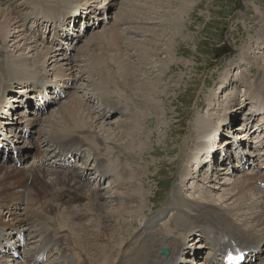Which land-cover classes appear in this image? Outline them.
Instances as JSON below:
<instances>
[{
    "label": "rangeland",
    "instance_id": "374dc122",
    "mask_svg": "<svg viewBox=\"0 0 264 264\" xmlns=\"http://www.w3.org/2000/svg\"><path fill=\"white\" fill-rule=\"evenodd\" d=\"M23 1L25 2L26 0H9V2L3 3L5 8H15L16 5H20ZM39 1L41 4L38 3ZM57 1L34 0L32 2L34 5L32 3L21 5L18 8V18L19 20L21 19V24L23 23L22 18L24 16H29V20L33 19L37 12L32 8L42 7V5L48 8L51 5L53 6ZM14 2H16L15 5ZM82 2L84 1L82 0ZM96 2H101L100 5L104 4L108 8L107 16H114V18H110L109 25L118 26V29L122 33L110 40L106 39L102 43V40L100 41L98 37L94 36H96L95 32L102 31L108 25L103 21L101 22L102 25L100 24L97 29L89 31L87 37L81 39L79 44L81 51L78 55L75 49L71 48L69 49H71L72 53L57 48L51 54L52 58L48 60L52 63L50 69L55 68L51 70L48 68L51 76H54L52 74L54 70H57L56 68H62L64 71L65 68L70 67L64 62L65 60L69 58L77 59L76 64L78 66L73 68L74 78L78 82V84H75L77 89H68L67 91L73 92L72 95L65 94L66 98L56 99L57 103L45 109L44 115L40 116V118L37 117V122L41 121L35 126L37 128L35 131L45 130L44 132L47 135L44 136H48L49 131L51 133L52 131H57L56 127L53 129L51 127V121L54 123L55 120L53 119L59 116L57 108L69 101L74 92L77 91L78 94H82L80 98L84 96L83 99L85 102L87 101L88 106L95 109V113L93 114L95 123H92V125L96 129L89 128L91 122L88 123L89 125L83 124L79 126L93 131L92 134H95L97 140L88 138L90 135L89 131L82 133L80 131L81 128H77L76 132L77 135L80 133L79 135L88 141L89 145L87 148L88 150L91 149L86 154V160H90L91 165L86 161L84 162V167H89V169L91 167L95 168L96 163H98L96 157L100 156L104 161L103 163L107 165L112 160L119 161L120 164L116 162V170L119 173L117 172L116 178L113 177L101 183L92 181L90 184V180L87 182L82 180V183H88L90 188H93L99 195L104 197L91 199V203L87 207L85 203L88 200L83 197V200L80 202L81 207L75 206L74 208L73 206L71 209H74L72 212L77 217L73 213L69 214L68 209H66L67 206L65 207L61 203L62 201L59 202L57 198H54L51 199L52 203L49 205H57L59 211H57L56 215L50 216L52 218H41L39 215L44 211L43 209L46 208L47 204L41 205V208L38 203L36 204V201L32 202L28 196L30 195L28 189L21 196L24 203L20 210H6L5 207L4 209L0 208V212L4 211V213L2 211L0 214L1 218L4 216L2 219L9 221V224L19 223L16 221V216L21 218L29 216L28 221L31 220L25 222L29 226H22L30 237L29 250L38 247L44 233L51 231L52 234L54 232L53 235L56 238L62 239L61 241L67 244V253L69 254L67 257L70 260L65 259V256V261H81L80 263L83 262V264H97L96 260L92 261L91 258L96 259L100 253L111 255L114 259L119 250L121 252L124 250L123 253L127 254H132L137 250L146 236L137 246L125 251L126 243L140 234L141 228L145 223V220L140 219V226L137 228L138 224L136 221L142 218V215L150 217L154 209L159 208L162 202L172 197L173 189L176 185L180 186L183 198L185 196L195 201L205 202L203 204L214 203L215 206H224V208L233 203L234 200H230V197L234 194L233 192H236L235 185L238 184V181L242 180L241 178L244 174L251 173L252 171L254 173V169H237L235 164L233 165V170H230V168L226 171L219 170V167L224 164V160L221 159L223 153L219 152V157L210 165L209 171L207 168L204 173L201 168L207 160L206 153L200 158V166L197 164H187L195 160V158L191 159L188 156L189 151L184 152L182 150V145L183 142L187 144V141L195 137L194 133H192V124L197 118H211L216 123L217 117L225 115L228 105L235 104L238 106L244 102L240 94L247 92L250 85L252 88L251 94H248L249 97L255 96L260 98V95H256V89L261 86L260 83H264V49L260 45V40L258 41V33L262 27V18L259 17L261 14H264V0H183V2L182 0H171V2L168 1L169 3L166 0H112L113 6L109 4L110 0H96ZM9 3L11 4L9 5ZM15 16L17 15L15 14ZM116 16L118 17L116 18ZM30 22L26 28L28 32H24L32 40L36 41V45L50 47V44L39 39L38 34L37 37H34L33 33L29 32L32 28L28 29ZM96 38H98L97 41ZM21 42L19 43V48H22V50H18L15 46L12 47L13 43L11 41L6 43L0 35V52H2V55H0V59H2L0 60V72L2 66L8 60L14 61L18 59L17 57H27L31 61L35 59L33 58L35 51H31L30 47L24 46V43L21 44ZM91 43L93 45H90ZM111 43H116L113 46L115 45L117 49ZM118 43H120L119 47L117 46ZM136 45H140L141 49H136ZM93 52L96 54L102 52L110 53L116 58H118V55L115 56V54L118 53L121 55L119 61L123 62V65L119 62L120 66L127 65L126 68L130 76L128 78L118 77L119 75L122 76L121 74H124L126 71L120 69L115 62H109V60H106V64L104 65L106 67L114 65L111 70H104L105 66L100 65L101 72H98V69L94 70L98 75L90 73V69H93L91 67V62H93L91 60L95 54ZM215 56L220 57L215 59ZM102 57H106V55ZM113 57H109V59L113 60ZM133 72L134 74H132ZM245 72L251 75H247ZM6 81V79H0L1 96L3 83H6ZM158 81L159 83H157ZM73 83H75V80H73ZM227 83L234 84L230 87H224ZM15 85L18 86L15 87ZM15 85H13V90L7 96L10 100H13L12 98L18 95V88H22L19 83H15ZM98 85L102 86L98 87ZM91 88L98 89L102 94V99L101 97L100 99L96 97L92 98L93 94L89 93V91H92ZM235 95H238L236 100L239 102L233 100ZM85 97L89 99H85ZM230 97H232V100H227ZM15 98H20V100L14 101L13 104L18 106L12 110L13 114L21 110L23 103L20 95ZM109 100L116 102L117 104L113 103V105H118L120 111L108 112L111 108H109L110 106H106L104 102H108ZM142 101H147V105L141 106L140 102ZM204 104L205 106H203ZM223 105L224 109L222 108ZM211 107L215 109L211 110ZM220 108L222 109L220 110ZM123 109L124 111L122 112ZM236 111L237 113L234 116V133L231 132V135L227 133L229 135L225 137L222 132L223 125L220 127L219 139L233 141L234 137L239 139L242 136L244 138L247 137L246 134L239 135L244 124L240 119L242 117L240 109ZM37 114L35 107H31L25 112V115L29 118H36ZM135 114L138 117L135 118ZM18 115H20V112H18ZM83 115L86 116V121L92 118H90L89 114L87 115V111ZM47 119L50 120L48 123ZM14 120L16 121L17 118ZM124 121L126 122L124 123ZM227 124H229V121H227L224 127ZM53 126H55V123ZM127 128L131 130V133H126ZM134 128L136 129L135 133ZM36 138L37 134H35L31 142H26L31 150V155L35 152L34 142ZM215 138H217L215 141L217 144L219 139L214 134L213 139ZM42 141L44 142V150H47L53 144L45 139V137H43ZM193 142L192 140L191 143ZM216 144L212 147L215 148ZM231 146L232 144L230 145L224 141L219 151L223 150L222 147H224L230 155ZM245 146H241L243 147L241 148V153L244 155L248 152V148ZM117 148H120L119 151H117ZM93 150L97 152L93 153ZM195 152L194 148L189 154H194ZM126 153H130L132 157L127 158ZM228 157L230 160V156ZM1 164L2 162H0V166L6 168H10L11 166L13 168L16 167L12 161L7 164ZM225 164L228 163L225 162ZM29 165H33L31 157L22 167ZM184 165H189L192 178L182 180V175L188 176L190 174V171L187 172L188 168L186 169ZM41 166L49 168L47 164H42ZM80 166L82 167V164ZM92 168L89 171V176L92 180H95L97 173L95 169L92 171ZM192 168L194 169L193 171ZM183 169H185V172L181 173ZM120 170L122 171L121 173ZM32 171L33 169H31V173ZM48 172L51 174V171ZM133 172L137 173V177L132 174ZM30 176L32 177V175ZM33 176L34 179L38 177L36 175ZM51 176H47L45 180L51 181V178L54 177ZM116 180H119L122 185L118 189L114 188ZM182 181L186 182L183 183ZM30 182L32 184L33 181L30 180ZM128 183L129 185L127 186ZM127 193L131 195L136 193L135 195H138V200L132 203H126L122 198L119 201L115 200L116 195L124 197ZM254 198L255 196L251 194V200L248 204ZM97 201L106 202L104 213L102 210L101 212H89V207L91 205L94 206L93 202ZM200 204L198 203V205ZM28 206L29 208L32 207L31 210H34V212L29 211ZM59 206L63 209H60ZM77 208L80 210L76 211ZM7 212L14 215L9 216L10 214ZM90 214H93L94 217H91ZM69 215H72V218L68 217ZM73 216H75V219ZM95 216L97 217L95 218ZM170 216L171 211L167 209L163 216V221L159 222L162 223L168 220ZM235 219L240 223L238 218L235 217ZM77 222L79 226L75 225ZM177 224L178 219H176L175 214L166 223L165 228L161 230L164 233L171 232L176 229ZM49 226L52 227L51 230L47 229ZM83 234L85 238L83 246H80L78 239ZM194 237H197L195 233L190 238L187 250H190V247L196 243V239L193 241ZM88 255L90 258H88ZM11 258L0 255V264H14ZM201 260L203 258L199 254L196 259L191 261V264H201ZM17 264L20 263L17 261ZM256 264H264V260Z\"/></svg>",
    "mask_w": 264,
    "mask_h": 264
},
{
    "label": "bare ground",
    "instance_id": "6f19581e",
    "mask_svg": "<svg viewBox=\"0 0 264 264\" xmlns=\"http://www.w3.org/2000/svg\"><path fill=\"white\" fill-rule=\"evenodd\" d=\"M83 1L84 2H82V0H58L55 3L56 5H53V6L51 5L52 7L50 6L48 8L47 7L44 8L42 5V7H36L35 9L32 8L33 10H36V12H37V13H35L33 19H34V21L38 20V19H43L42 22L45 21L46 19L51 20V21H56L58 19L57 13L62 12L64 14H63V17L60 19V22H59L60 28H62L64 26L63 20L65 19V14H70V17H74L75 21H77L78 17L81 15V13H85L87 15L93 14L95 20L103 21L104 18H102V15L97 16V13L100 9L105 12L108 10V8H106V6L104 4L100 5L101 2H96V0H83ZM168 1L171 2V0H166V2H168ZM185 1H187V0H185ZM3 2L7 3V2H9V0H0V35L3 37V40L6 43H9L11 41L13 43L12 47L15 46L16 48H18V50H22V48H19V43L22 41L21 44L24 43V46L26 45L27 47H30L31 51H35V55L33 56V58H35V59H33V61H31V59H28L27 57H17L18 59L14 60V61L8 60L5 62L4 66H2V69L0 72V79H6L7 81H6V83H3L4 84L3 90L1 88V90H2V96L1 97L4 98V100H1L0 103L4 102L6 104L7 101H5V99H6L5 93L7 91L13 90V85H15V83H19V85L22 87L20 90H24L23 92H25V93L28 91H32L33 86L35 84H40L41 90H47L53 85L54 82L52 80H50V77L47 75L48 74L47 69L48 68L50 69V66L52 63H50L48 60H50L52 58L51 54L56 50V47L51 46L52 47L51 48L49 46L36 45V43H35L36 41L32 40L26 33V32H28V30L26 29L27 28V20H29L30 17L24 16L22 18V20H23L22 24H21V19L19 20V18H18V14H19L18 8L21 5L32 3V2H34V0H26L25 2L23 1L20 5H16L15 8H12V7L11 8H5ZM42 2H44V1H42ZM182 2H183V0H182ZM15 3L16 2H14V5H15ZM38 3H40V1ZM10 4L11 3H9V5ZM109 4H111L113 6L112 0H110ZM15 14L17 16H15ZM88 16H89V18H87V16L85 17V19L87 21L84 25V26H86L87 29L93 25V23H91V20H88L92 17V15H88ZM111 17L114 18V16H110L109 19ZM117 17L118 16H116V18ZM259 18H262V21H261L262 27H261L260 32L258 33L259 34L258 41L260 40L259 41L261 43L260 45L264 46V14H261V16ZM109 24H110V21H109ZM109 24L104 29H102V31L98 30L99 31V32L97 31L98 33L95 32L96 36H94V37H98L100 39V41L102 40L101 41L102 43L105 42L106 39L110 40L111 38L119 36L120 33H122L120 31V29H118V26L109 25ZM31 30H32V28H31ZM24 31H26V32H24ZM34 33H36V32L34 31ZM81 36H83V35L82 34L79 35V37H81ZM59 37L62 38L63 40H67V38H68V36L64 35V34H60ZM98 38H96V41L98 40ZM103 39H104V41H103ZM93 41H95V40H93ZM120 43H118V45H117L118 47H119ZM111 44L113 46V44H116V43H111ZM256 44H259V43H256ZM68 45H69V43H68ZM90 45H93V43H91ZM70 47H72V46H70ZM86 47H88V46H86ZM110 47H111V45H110ZM139 48H140V45L139 46L136 45V49H139ZM115 49H117L116 46H115ZM85 50H87V49H85ZM120 50H121V48H120ZM94 53L95 52H93V54ZM108 54L102 52L100 54L95 53L93 55L94 60L93 59L91 60V61H93V62H91L92 63L91 67H93V69H90V73L98 75L94 70L98 69V72L99 71L101 72L100 65L103 66L104 64H106L105 61L109 60V62L110 61L115 62L116 65L118 67H120V69L126 71L125 73L123 71H120L121 73H124V74H121L122 76L119 75L118 77L128 78L130 76V73L127 71V68H126L127 65L120 66V64H119V62H120L123 65V62L119 61L121 59V55H119L118 53L115 54V56L118 55V58H116V57L112 56L113 54H110V53H108ZM0 55H2V52H0ZM91 55H92V53H91ZM105 55H106V57H102ZM109 57H113V60L109 59ZM88 59H89V57H88ZM0 60H2V59H0ZM64 62L66 64H68L70 67L65 68L64 71L62 68H59V69L56 68L58 70L53 71L54 73L56 72L55 75L57 77L55 84L63 87L67 95H72L73 92L67 91V90L68 89H71V90L77 89L75 84L76 83L78 84V82H76L77 80L74 78V75H73V68L78 66V64H76L77 59H70L69 58V59L65 60ZM109 64H111V63H109ZM113 67H114V65L111 67L105 66L104 70L105 69L111 70ZM132 67H133V65H132ZM263 68H264V65H263ZM51 69H55V68H51ZM74 71H76V70H74ZM259 71H260V69H259ZM132 74H134V72ZM246 74L251 75L248 72ZM72 78H73V80H75V83H73ZM257 79H258V77H257ZM157 83H159V81ZM73 84H74V86H73ZM79 84H80V81H79ZM230 84L231 83H227L224 85V87L225 86L230 87L234 83L231 85ZM260 84H261V86H259L256 89V95H260V98H257L255 96L247 98V99H251L253 101L252 103H254V105L258 109L264 108V96H263L264 95V83H260ZM102 85H98V87L102 86ZM16 86H18V85H15V87ZM80 88H81V86H80ZM251 88H250L248 94H251ZM152 90H153V88H152ZM76 93H77V91L74 92V95L72 96V98L69 101H67L66 103H64L63 105H61L60 107L57 108L58 109L57 113L59 112V116H56V118L53 119V120H55L54 121L55 126H53L54 123H53V121H51L52 129L56 127L57 131H54V132L52 131V133H51V131H49L48 136H44V135H47L44 132L45 130L40 131V137L42 140H43V137H45V139L49 140L50 143H54V144H58V145H62V146H64L63 144H67L69 146L70 152H79L81 150V148L79 146H74V145H81L86 149V145L88 142L86 140H83V138L79 135L80 133L78 135L76 133L77 128H81V126H79V125H83V124L87 125L88 123L91 122V125L88 124L89 128H91V129L93 128V130L96 129V127L94 125H92V123H95V119L93 116V114L95 113V111H94L95 109L88 106L89 104L86 103L87 101L85 102V100L83 99L84 96L82 98H80L82 94L80 95V94H78V93L76 94ZM89 93L93 94L92 98L96 97V98L100 99V97L102 95L98 89H92V91H89ZM25 95L27 97L28 93H26ZM87 96L89 97L88 93H87ZM235 96H237V95H235ZM88 97H85V99H87ZM101 99H102V97H101ZM18 100H20V98H17V99L14 98V100H12L10 103H8L7 107L11 109L13 107L11 103H13V101H18ZM104 103L106 104V106H111L113 111L120 109V107L118 105H117L118 107L116 105H113V103L117 104L116 102H113V100H109L108 102H104ZM140 103H141V106L147 105V101H142ZM203 106H205V104ZM222 108L224 109V105ZM222 108H220V110ZM0 109H2L3 112L6 111V112H8V114H11L9 110H3V106H1ZM212 109H215V108L211 107V110ZM236 110H237V106L235 104L228 105L226 108V113H225L224 119L222 118V115H221V117L220 116L217 117L216 123H214L213 120H211V118L210 119L209 118H207V119L197 118L195 120L196 122L194 121V123L192 124V129H193L192 133H194L195 137H193L191 140L188 139L190 141H187V144H184L185 142H183V145H182V150L184 152H187V151L190 152L194 148L196 150V152L194 154H192V153L189 154V152H188V156H190L191 159L195 158V160L191 161L190 164H194V165L197 164L198 165L197 159L199 161V156H202L203 154L208 153L209 158L207 157L208 159L206 160V162L203 166L204 169H203V167L201 169H203L204 173L206 172L207 168L209 171L210 165H212L214 160H216L219 157V155H218L219 152L224 153L223 152L225 150L224 147H222L223 150L219 151V149H221L220 146H221L222 142H224V141H225V143L228 142V144H230V145L233 142V141H229L226 139H224V141L222 139H219V134H217V132L219 131L218 126L221 125V123H223V121L225 122L224 123V126H225V124L227 122V121H225V119L229 118V124H227L226 127L223 126L222 132H223V135L225 137L229 135L227 133H230V135H231V132H233V128H234V123H235L234 116L237 113ZM85 111H87V115L88 114L90 115V118L92 117L91 120L86 121V118H85L86 116L83 115L85 113ZM123 111H124V109L122 110V112ZM241 112H242V110H241ZM249 114H250V112H249ZM135 115H134L135 118L138 117L137 115L136 116ZM23 116H25V113L22 111V113L18 116V119H19V117H23ZM36 117L39 118V115H36ZM210 117H211V115H210ZM15 118H17V117L15 116L13 119H15ZM24 120H26V121H23L25 123L24 126L31 128V125L33 124L32 119L28 117V119H24ZM49 121L50 120L47 119V123ZM125 122L126 121H124V123ZM7 123L10 124L11 122L9 121ZM21 123H22V119L16 123H14V126L11 129H13V131H18L19 133H24V131L21 130V126H22ZM76 126H78V127H76ZM239 129H240V127H239ZM135 130L136 129L134 128V133H135ZM80 131H82V133L84 131H89L90 135L88 136V138L90 137L94 140L96 139L95 134H92L93 131H91L90 129L86 130L85 128L84 129L81 128ZM31 133H32V131H31ZM126 133H131V130L129 128H127ZM239 133H240L239 134L240 136L243 134H246V136H247L245 138L242 136L241 139L235 138V137L233 138L234 140H236L235 145L238 147V149L241 150V148H243L241 146L245 145V143L250 141V136H251L250 133L251 132H250V129H248L247 127H243ZM214 134H215V137L218 136V139H219L217 141V144L215 143L217 138L213 139ZM192 140L194 141L193 143H191ZM18 141L21 142V144H18L17 148L22 152L24 150V148H26L27 145L21 139ZM214 144H216L215 148H214L216 150V152L209 154V151L213 150L211 148V146H214ZM117 149H118L117 151H119L120 148H117ZM87 151H91V149L90 150L87 149ZM92 152L94 153L97 151L93 150ZM103 152H104V150H103ZM225 152H226L225 156H223L222 159L225 160L226 163H228V164H225V162H224V164H222L219 167V170L226 171L228 168H230V170H233L232 168H233V165H235V164L237 166L236 168L239 169V166L236 163L237 159L232 158V154L229 155L228 150L227 151L225 150ZM101 154H103V153H101ZM245 154L246 155L242 154V156H241L242 159L247 158L248 160H250L251 158L256 157V159H252L253 161H256L260 158V156L256 155L254 151H251L249 153L246 152ZM126 155H127V158L132 157V155L130 153H126ZM228 156H230V160H229ZM51 158H55V153L51 156ZM97 160H100L99 157H97ZM115 160H117V159H115ZM54 162L56 163L57 160L54 159ZM116 162H117V164H120L119 161H113L112 160V162L110 163L109 166L107 165V166L102 167L103 161L101 159L98 162V168H95V172H97L100 169H103L104 173L109 175V178H110V173H112L111 178H113V177L116 178L117 172L119 173V171L116 170ZM249 162L251 163V160ZM185 163H187V162H185ZM187 164H189V163H187ZM41 165H38V164L37 165H31V166L29 165L27 167H20V168H17V167L13 168L12 166L10 168H6L4 166L3 167L0 166V208L4 209V207H5V209L7 210V208H10V206L15 204L16 207L20 210L21 206H19V203H16L17 201H15L16 196L13 195V193H9L8 190L12 189V188H21V187H25L28 185L30 186L29 187V192H30L29 194L30 195H28V196H29V199L32 200V202H35V201L37 203L47 202L46 208L43 209L44 211L40 215L37 214L41 218H46V217L52 218L50 216L56 215L57 211H59L57 205H49L50 203H52L51 199L57 198V201L60 202L63 200H73V199L76 200L80 197H85L86 200H88V202L85 203L86 207H87L90 205L91 199H97L99 197H104V196L99 195L96 192V190H94L93 188H90L88 183H84L85 181L82 183V180L80 179L81 177L79 176L82 172H80V174H78L74 170H70V169H66L64 167H58V166H55L56 169L53 170L50 167H49L50 168L49 169L48 167L45 168V166L43 167ZM80 165L81 164H79V166ZM185 166H186V169L188 168L187 172H189L190 169H189L188 165H184V167ZM104 168H106V170ZM234 168H235V166H234ZM31 169H33L32 173H31ZM125 169L127 170V168H125ZM230 170H228V171H230ZM48 171H51V174ZM121 172L122 171L120 170V173ZM183 172H185V169H183V171L181 173H183ZM252 172L244 174L241 178L242 180L240 179L241 181L240 182L238 181V184L235 185L236 186L235 187L236 192H233L234 194H232L230 197V200L233 199L234 201H233V203L228 205L227 208H224V206H215L214 203L213 204L212 203L203 204L205 202L195 201L192 199L186 200L187 197H186V199L185 198L181 199V198H179V195L183 196L182 193L180 194L181 188L175 187L173 189V193L177 197L178 205H180L181 207H177L176 203L174 202L173 199H168L165 202V204L167 205V208H171V209H172V207L175 208L174 215L176 214V219H178V224H177L175 230H173L171 232H167V233H164L161 230L162 228L163 229L165 228L166 223L171 218L165 223L164 226H160V228H157L155 230L153 229L154 222H152L151 220L147 221L141 229L146 234L141 238H136L135 242H134V240L128 241L127 245H129L130 242H132V243L134 242L132 247H131V248H133V247L137 246L141 242V240L146 236V238L144 240H142L141 246L137 250H135L132 254L123 253L124 250L122 252H121V250H119V252L117 253V255L114 259L112 258L111 255H107L105 253H100L96 259L91 258V260L92 261L96 260L97 264H100L101 262H102L101 264H114L116 260L118 261L117 264H120L122 262H123L122 264H169L170 261H176L177 260L176 258H174V256H176L177 258H184V254H185L186 247H187V242H188V239L191 237V235H193L194 233H201L204 228H208L209 226L214 228V231H213V233L215 234L214 237H218V242L220 244H222V246H225L227 244L226 238H229L230 240L236 239L238 242H241L242 244L252 243L256 246H263L264 245V234L262 235V233H264V190H262L258 186V181L264 180V175L260 171L259 166L257 167L256 170H254V173H252ZM40 174H41V176H40ZM132 174L135 177H137L136 172H133ZM30 175H32V177ZM33 175H36L38 177H36L34 179ZM49 175H52L54 177L51 178L52 180L48 182L45 180V178ZM184 176L185 175H182V180L190 179V178H192V172L190 171V174L188 176H185V178H184ZM30 180L33 181L32 184H31ZM182 182H184V181H182ZM115 183H116V185L114 186V188L118 189V187L121 185V183L119 180H116ZM128 185H129V183L127 184V186ZM178 189L180 190V192ZM235 190H233V191H235ZM135 194L131 195V194L127 193L124 197H120V195H116L115 200L119 201L120 198H122L124 201H126V203H132V202H135L138 200V195L136 196ZM251 194H253L255 196V198L252 200V202L250 204H248V202H250V200H251ZM49 198H50V200H49ZM168 201H169V203H167ZM198 203H201V204L198 205ZM227 203H229V202H227ZM93 204H95V205L94 206L91 205L89 207V209H88L89 212H101V210L103 213L105 212L104 207L106 206V202L102 203V202L97 201L95 203L93 202ZM29 205H31V203H29ZM65 207H66V205H65ZM65 207H64V209H65ZM76 207L80 208L81 204L77 205ZM27 208L29 209V211L34 212V210H31L32 207L29 208V206H28ZM41 208H42V206H41ZM59 208H60V206H59ZM72 208H73L72 206H67L66 209H68L69 214L73 213V215H75L74 212H72V211H74V209L71 210ZM74 208H75V206H74ZM78 208H77V210L76 209L75 210L76 211L80 210ZM60 209H63V208H60ZM39 211H40V209H39ZM1 212H0V214H1ZM3 213H4V211H3ZM7 213L10 214L9 216L14 215L13 213H9V212H7ZM59 214H60V212H59ZM65 214H67V213H65ZM62 215H63V213H62ZM90 215H91V217H94L93 214H90ZM174 215H173V217H174ZM21 216H22V214H21ZM75 216H73V218ZM86 216H88V215L86 214ZM28 217L24 216L23 218H21V217L16 216V218H17L16 221L19 222L18 224L17 223L16 224H13V223L9 224V222L4 220L2 224L0 223V230H2L3 227L8 226V227H11L12 229H20L21 231H23V230L25 231V229L23 227L28 225L25 223L26 221H28ZM68 217L72 218V215L71 216L69 215ZM96 217L97 216H95V218ZM142 217H145V216L142 215ZM235 217L238 218L240 223H238V221L235 219ZM0 218H1V215H0ZM148 218H150V217H148ZM58 219L60 220V218H58ZM61 221H63V220H61ZM66 222H68V221H66ZM136 222L138 224V221H136ZM190 222H193V223H190ZM46 225H48V224H46ZM75 225L79 226V223L77 222ZM70 226H73V225H70ZM138 227H139V224L137 225V228ZM51 228L52 227L49 226L47 229L51 230ZM45 230H46V228H45ZM30 232H31V230H30ZM47 232H45L44 234H46ZM192 232H193V234H191ZM53 234H54V232H53ZM57 236H58V234H57ZM84 238L85 237L83 234L78 239L80 246H83ZM208 238L209 237H207V239ZM195 239H196L195 241L197 244L200 245V243H202V245H203L206 238H204L203 235L199 234ZM163 247H169L171 249V252L169 255L170 259L168 261L164 260L165 256L163 254L159 253V250ZM260 255L261 254L256 255V257H259ZM88 258H90L89 255H88ZM209 260H210V258H209ZM262 260H264V258ZM80 262L81 261H73L72 260L70 264H83V262L82 263H80ZM200 262H202V261H200ZM91 264H93V263H91ZM201 264H204V263H201ZM211 264H220V262L218 260H216L215 262H213Z\"/></svg>",
    "mask_w": 264,
    "mask_h": 264
},
{
    "label": "trees",
    "instance_id": "16d2710c",
    "mask_svg": "<svg viewBox=\"0 0 264 264\" xmlns=\"http://www.w3.org/2000/svg\"><path fill=\"white\" fill-rule=\"evenodd\" d=\"M221 56V55H220ZM220 56H215V59L219 58Z\"/></svg>",
    "mask_w": 264,
    "mask_h": 264
}]
</instances>
